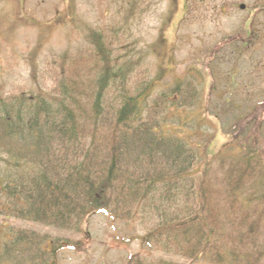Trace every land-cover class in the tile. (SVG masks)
Here are the masks:
<instances>
[{"label":"trees","instance_id":"trees-1","mask_svg":"<svg viewBox=\"0 0 264 264\" xmlns=\"http://www.w3.org/2000/svg\"><path fill=\"white\" fill-rule=\"evenodd\" d=\"M83 25L82 53L64 56L51 88L13 95L0 82V216L80 232L93 212L149 215L141 243L199 263L264 264V152L231 139L195 174L205 150L183 114L203 113L196 84L132 88L141 49ZM3 226L0 264H55L61 241Z\"/></svg>","mask_w":264,"mask_h":264},{"label":"rangeland","instance_id":"rangeland-1","mask_svg":"<svg viewBox=\"0 0 264 264\" xmlns=\"http://www.w3.org/2000/svg\"><path fill=\"white\" fill-rule=\"evenodd\" d=\"M124 20L128 32L118 36ZM83 24L107 25L118 40L141 49L132 88L152 80L155 94L175 77L196 84L190 90L202 101L203 113L183 114L195 130L186 134L205 150L195 174L203 173L231 139L264 152V0H0V82L5 92H30L36 84L51 88L64 56L82 53ZM34 47H39L33 61L37 70L28 61ZM157 73L161 77L155 81ZM238 124L242 131L237 134ZM153 222L149 215L129 221L93 212L75 232L0 216L3 227L61 241L55 264H209L141 243L138 238Z\"/></svg>","mask_w":264,"mask_h":264},{"label":"water","instance_id":"water-1","mask_svg":"<svg viewBox=\"0 0 264 264\" xmlns=\"http://www.w3.org/2000/svg\"><path fill=\"white\" fill-rule=\"evenodd\" d=\"M240 8H242V9H243V8H244V6H243V5H241V6H240Z\"/></svg>","mask_w":264,"mask_h":264}]
</instances>
